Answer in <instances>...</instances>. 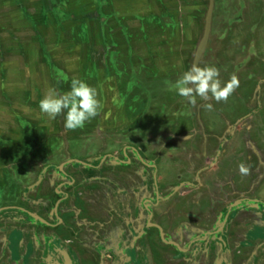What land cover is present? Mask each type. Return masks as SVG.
I'll return each mask as SVG.
<instances>
[{
	"label": "crops",
	"instance_id": "obj_1",
	"mask_svg": "<svg viewBox=\"0 0 264 264\" xmlns=\"http://www.w3.org/2000/svg\"><path fill=\"white\" fill-rule=\"evenodd\" d=\"M92 1H96L94 3H96L97 6H95L96 4H92ZM125 1L127 2L132 0ZM102 2L103 0H0L1 31L4 28H9V25L7 24L11 25V19L14 17L12 20L13 28H16L18 23L23 20L24 22L27 21V27L35 32V34H32L30 33V30H28L27 34H25L24 26L22 27L24 29L23 32H11L4 30L3 33L6 37H3L2 32H0V49L2 48L7 51H13L10 55H8L6 61L10 60L9 62L15 64V66L18 68L17 77L13 78V81L16 82L11 85L19 87L20 81H22V83H24L27 87L24 89L27 102L26 105H24V109L27 110L29 108L28 110L31 112V114H39V116L41 115L40 118L36 117L37 122L28 119L25 121L20 118L16 119L20 120L19 122L17 121V124L30 126L34 122V128L36 131H38L37 127L41 128L42 130V125L45 124L43 125V127L46 126L45 132L47 133L48 131L47 137L46 134H44L45 132H43V138L37 140V143L41 147V152H37L35 156L30 153L28 157L25 158L30 162L36 163L37 165L39 164V166L36 165V169H34V172L32 173L33 175L30 172L33 170L31 169L32 167L22 166V164H20L17 159L13 161L14 163L12 162L13 167L15 166L12 172H8V170L3 172V180H6L7 182L5 186H8L10 192L13 195L15 190L19 189H21L22 193L19 192L18 195H22L23 192H26V189L21 187H23V185L31 186V181L35 180L36 176L39 174L45 176V182L48 184L47 191L51 192L52 187L55 188L58 184V181L52 179V177H54L52 174V168L55 165L59 166L64 159L67 160V157L70 156L75 157L76 160H82L85 156L89 157L90 152L94 151L95 146L90 143V136L81 137L82 135H80L76 138H71L70 140L71 133L75 132L73 136H77L75 130L69 133V138H66V136L63 137L64 135L62 133V129L64 128V115L62 114L57 116L54 120L48 119L47 116L40 112L39 101L45 95L47 85L50 88H56L61 94H63L70 91V83L73 78L81 79L87 83V78L89 75L99 74V66H102L106 69V67H109L112 64L111 62L115 60L112 58V56L116 55V53L118 55V62L117 60L115 61L117 62L118 66L128 64L131 61L130 58L135 52L139 38L137 39V36H134L128 32L129 26H118L115 36H113L114 34L112 35L110 31L103 32L101 30H90V24H92L90 23V19L93 17L95 19V16L100 13V7L101 4H103ZM28 8H32V10H34L29 11ZM60 15L63 16L60 17ZM49 17L56 18L57 22L59 23L61 31L57 35L59 37V34H63L62 36H65L66 34L68 36L65 40L58 41L63 44L66 43V47L62 48L64 52L62 51L61 54L53 61H49V59L46 57V54H44L41 50L44 42L48 43L50 40V38L48 39L42 37V40L45 41L41 43L40 39V36L42 34L44 35L45 28L51 24ZM65 17H69L67 23ZM132 17L138 19V22H140V20L142 21L143 18L142 16L137 17L134 15ZM153 19H155V17H153ZM91 28L94 29V27ZM176 28L177 31H179L181 38V34L184 33L185 28L183 29L180 27V25ZM123 29L124 33L122 34ZM151 29L152 27L150 26V30ZM198 30H200V26ZM143 31L140 32L141 39L140 43L138 44L143 47V49H147L148 51L154 48L152 44L158 40V35H149L147 33V28H144ZM74 33L76 36L73 35ZM32 38H35V40H32ZM111 40L114 41L113 43H115L117 47L112 44ZM33 41L35 43L32 45L28 44V42ZM34 44H37V46H33ZM234 44L235 38L231 37V41L227 42L226 46L223 45L222 47L223 49L230 51L233 49ZM23 45H27V48L24 47L26 50L19 51L23 48ZM15 46H17L19 49L18 52H14ZM38 53H41V63L40 61L36 60L38 57L35 58ZM19 54H21V60H19ZM189 54H191V52H189ZM28 58L31 59V62L28 61ZM184 59L187 60V58ZM18 60L23 63L18 62ZM139 62H141L140 58ZM1 64L2 62H0V65ZM142 67L143 64H141V66L138 65L134 67L131 74H128V71L125 69L118 68V73H116L118 77L114 79L116 81L118 79L119 83H122L123 81L127 82L129 79L130 81L128 82L135 83L137 88L133 90L132 95L139 105L132 107L129 105L130 103L128 104V101H125V95L121 91H118L117 99L119 102L116 103V100L114 105L115 107H109L111 108L110 110L117 111V114L114 113L111 119L105 121V123L109 125L104 126L105 128L110 129L115 128V126H119L122 130H126V128H128V133L133 132V136L130 137L123 135L121 137H117L113 132L112 134L115 136L111 137V130L106 129L109 131V133L105 135L103 142L108 141L107 144L109 146L111 145L113 150H115V148L120 150L121 147H124L128 144H132L133 146L135 145L136 147L139 146V144H136V142L141 140L140 134L146 132L147 128L150 129L149 134H144L146 138H143V140L145 141L148 139L149 142L152 143V146L150 147L151 150L148 152L145 150L147 149L145 147L143 152L146 154L145 157L152 161L151 164L155 166L154 169L151 170L152 166H148L146 165L147 162H144L145 165L142 166V168L137 169L135 172L137 175H134V177H137L138 182L141 180V183L137 184V186L141 187L142 192V196H140V203H142V201H149L153 199L149 198L148 193H151V189L154 188V185L160 187V190H163L165 201L159 203L156 209L159 211L163 210L164 214H166V217L161 218L162 221H160L159 224L163 238L164 240L175 243L177 247H186V249L182 250L181 253L175 251L165 241H160L156 232H150V237H147L146 235L144 238V233L143 235H140V227L142 226L141 224L145 223V221L143 220L140 222L141 220L136 219L133 222V226L136 228V232L134 234L130 232V228H125V225H123L122 231L120 233V245L122 249L116 255V257L120 256V260L123 258H125V260L124 262L117 264H123L127 261H129V264H250V252H248V249L253 250L251 253L252 259L256 258L259 253L258 249L262 247L260 244L262 243V240H264V213L262 209L248 204H244L245 208L239 209V204L235 203L234 206H237V208H235V210L231 211V214H229L230 212L226 209V206L232 203L234 196L238 195L243 196L246 199L253 200L252 203L257 206L258 201H262L264 203V174H259L255 178L252 176V174L254 175L258 173L259 170H263L261 169L264 167L263 159H260L257 164L252 162L249 159V149H246L243 144L245 154L238 150V161L236 160L237 163L233 165V169L232 166H230L233 162L231 161V155H233L235 150L238 149L237 146H241V143L239 141L236 143V141L228 139V136L225 134L226 131L224 130L225 132L223 133V127L221 125L218 127L217 124L207 123V115L204 117L202 116L207 113L208 116L215 117V120L220 119L218 116L220 113H225L226 115L227 111L225 112L224 110L226 106L222 105V107H220L214 100H209L210 103H216L218 105L217 108L220 109L216 112L212 110L209 111L206 107H204V104L208 103L209 101L205 102L197 99L198 104L193 106L188 104L186 101L184 102V100L179 95V101L182 102H179L176 108H174V106L163 105L157 99L155 100V98L154 100L150 98L147 100L148 97H150L149 94H151V91L150 93L148 91L152 84L150 82L148 84L149 88L146 90L143 88L147 81L144 73H141ZM19 74L20 76L18 77ZM236 74L238 76L239 72H236ZM108 75V73L105 74L104 72H101L100 76L103 80H99V84L97 81L93 82L92 87L97 89V94L101 95V97L105 95V91L102 90V85ZM0 82V87H4L2 76ZM37 84L39 85L37 86ZM88 85L90 86V83ZM100 86L101 90H99ZM245 86L251 87L248 80H246ZM19 91L4 95V90H0V108L3 111L5 110L4 112H7L8 109L11 112V108H13L14 103L19 102L17 97L23 96L22 93L21 95L18 93ZM242 92L243 90L240 91V93ZM237 93H239L238 88L231 95V97ZM154 94H156V92H154ZM31 98H36L34 103L32 102ZM239 99L240 95L236 98V101H239ZM112 104L113 103L111 102L110 106ZM127 104L129 106L128 108H125ZM2 105H4L6 109L2 108ZM237 105L240 104H234L231 111V114L234 116L233 118H235V116H242L246 111L244 101L241 103L240 108H237ZM143 113H146V117L141 122L139 118L143 116ZM192 113H197L196 121L198 127L195 128L191 119ZM226 119L228 121L229 117ZM232 121L233 119L231 118L230 122ZM39 122L40 125L37 126V123ZM89 123L90 122H87L85 125ZM14 129L18 130L19 127L17 126ZM67 131L68 130H66L65 133ZM15 133L16 132L14 131L13 135ZM50 134L52 135L49 136ZM188 135L193 137L191 142L195 137L197 140L202 139L201 144L204 143L205 147L202 151L206 156L204 160L205 164L202 162V160H200L198 163H201L203 166H208V168L204 169V172L192 175L194 176V182H190L189 179H186V175L182 173L180 169H177L179 166L178 162L183 161L184 159L183 156L186 154H191L192 147H197L195 145L192 146L186 143L187 141H182ZM176 138L177 140H175ZM66 141L70 145L65 149L64 146ZM72 141L74 142L71 143ZM83 141L87 144L84 145L85 143ZM95 143L101 144L99 140ZM104 145L105 143H103L102 146L105 148L108 147L107 145ZM161 145H164V147L170 152L162 155V153L158 151L160 148H162ZM10 146L12 147V150H15L13 144ZM143 146L146 145L143 144L141 148ZM82 147H84L83 151H81ZM218 147L224 149L225 153L230 154V159H228L230 163L226 162L225 156L228 154L213 158V152ZM156 152H160V156H156ZM199 152L200 151L196 152L198 153L197 155L202 154V152ZM255 156L259 157L257 155ZM19 158L23 163V156L21 155ZM217 160H219L218 163H216ZM191 161L195 166V157ZM77 162L78 161H75L74 163ZM215 163L217 165H215ZM241 163H244L250 168L251 171L249 175L242 176L239 173L238 165ZM7 165L5 163L3 164L4 170H6ZM74 165L75 164H73V167ZM43 167L45 172L41 173L40 171ZM60 169L61 173H66V171H69V168L66 170V168L61 166ZM75 169L76 167L74 170ZM155 169L156 175H154V177L151 179L152 174H154L152 171ZM88 171H90V169ZM79 173L80 172L78 171L77 175ZM85 174L87 176L90 175L89 172H85ZM12 175L13 178L11 177ZM79 184L82 183L79 181L78 185ZM126 185L128 188H131L128 186V184ZM62 186L63 185H60V188H62ZM79 186L80 188L75 189L77 192L81 194L84 192H90V181H86L85 185ZM137 186H135V188ZM39 187H42V184L39 185ZM121 188L124 189L123 191H129V189L125 186H121ZM87 203L90 205V198ZM21 204L23 208L26 207L24 206L26 205L24 200L20 201L19 206ZM7 207H2V209L0 207V230L2 231L4 228H6L5 231L1 233L3 236L0 235V243L3 246L1 248L0 245V253L5 252L9 247V245L6 244L5 237H8V235L11 234V230H14L15 228L21 229L23 234L21 235L22 241H20V243L26 241L25 247L23 246V248L26 250L27 246H29V254L31 255L32 251L30 248L32 247L34 252H39L38 255L36 253L35 257L32 258L33 261L31 258H28L27 260L24 259V255L18 256L19 262H22L23 264H32V262L42 264V261H44V264H51L52 261H54L53 264H58L61 261L58 254L64 257L66 254L65 252L70 250V252L75 255V251L72 246L68 245L69 243H72L71 241L76 240L78 243H89L90 240H94L95 236H97L95 235V230L93 228L90 229V217L88 219L85 216H79L80 220L72 224L74 227V229H72L74 235L70 234L68 237H66L65 240H63L65 244L62 243L57 237L55 238V236L49 235L48 233V235H46V232L44 233L45 230L41 229H36L39 233V235L36 236L24 234V231H30L29 229H31L30 227L34 220L27 219L28 217H24L23 214L14 212V209L11 208V205ZM128 209H130L128 212L130 216L135 217L137 215L136 212H132V206H129ZM179 210L183 211V214L186 212V216L188 219H190L191 225L198 228L195 229L186 225V228L189 231L186 240L176 238L172 234L173 226L179 224L178 219H176V211L179 212ZM226 211L227 217L232 215L234 212L237 213L239 218L236 221V224H239L242 226V228L247 229V232L241 233V237L238 239L241 240V242H238V248L235 249L231 244L229 245V248L228 246L226 247V241L218 239L220 243H223L221 244V248L218 251L217 245L215 244L216 239L210 237L205 238L202 234L206 229L212 227L216 220H220V215L224 216ZM77 213L79 212L76 211V214ZM112 215L116 217L115 213H112ZM142 217L143 216L140 215V218ZM227 217H225V219ZM136 221H138L137 224ZM24 223L29 224V226L24 225ZM201 229L203 231H201ZM34 232L36 233L35 230ZM195 232H201V234H195ZM106 236V234L100 233V237H102V239L105 241L107 240ZM32 239L35 240L34 245L32 243ZM46 240L48 242H46ZM242 243H245L243 248L239 246ZM64 245L67 247L64 248ZM212 245H214L213 249L211 248ZM88 246L90 245H85V247ZM45 250H49L50 255H48L49 253H44ZM212 251L213 255L211 254ZM162 255H165V258L164 260L161 259L162 262H160V256ZM116 257H114L115 260L117 259ZM75 258L76 264H83V262L80 263L81 259H79V255H77ZM92 263H94V261H92Z\"/></svg>",
	"mask_w": 264,
	"mask_h": 264
},
{
	"label": "flooded vegetation",
	"instance_id": "obj_2",
	"mask_svg": "<svg viewBox=\"0 0 264 264\" xmlns=\"http://www.w3.org/2000/svg\"><path fill=\"white\" fill-rule=\"evenodd\" d=\"M223 0H218V5L220 6ZM225 6L229 8V11L233 12V14L238 18L236 21L237 24L243 23L247 24V31H255L261 27V22L254 19V15L259 14L260 12H264V0H228L225 2ZM259 7H261L259 9ZM221 9V8H220ZM218 9V10H220ZM263 9V10H262ZM259 10V11H258ZM262 10V11H261ZM217 11V10H216ZM245 21L247 23H245ZM243 24V25H244ZM232 26L237 27L235 24H231ZM244 27V26H243ZM214 29H216L214 27ZM220 33L224 34L226 28L225 26L219 27ZM218 31V30H217ZM231 31H236L234 27H231L229 32H226L232 36ZM246 32L244 29H242L241 33ZM115 36V34L113 35ZM233 37V36H232ZM112 41V44L117 47L114 41ZM248 41V40H246ZM245 41V42H246ZM245 42H238L237 46L239 45L241 48V53L243 55H247V59L245 60V68L240 71L239 65H240V59L235 58H220L219 61H217L216 65H214L216 68L219 69V71L225 70L226 72H220L219 79L221 80L222 84L229 80V78L235 74L236 72H239L238 79H239V87L237 94H234L232 97L230 96L226 103L221 102L218 103L220 107H225V113L218 115L220 119L215 120L217 126L220 125L223 127L222 131L225 132L226 136H228V139H232L238 143V141L241 143V146H237L238 149L235 150L234 154L231 155V161L232 168L234 169V166L238 161V150L245 154L243 144L246 149H249L250 152V160L254 163H258L260 159H263L264 163V58L259 60L258 53L251 49V46H253L254 43H245ZM220 51H222L223 43L219 44ZM234 46V45H233ZM247 46L246 48H244ZM252 52H251V51ZM258 61V62H256ZM212 66V65H210ZM244 71V72H243ZM246 80H248L249 85L251 87L245 86ZM257 81V83H255ZM261 82V83H260ZM247 88V89H244ZM240 93V91H242ZM240 95L239 101H236V98ZM199 99V97H197ZM244 101L245 104V113L235 118L231 114V111L233 109L234 104H240ZM185 102V101H184ZM210 103V101L208 102ZM217 103V102H216ZM214 102H211L213 105L212 111H218L220 109L217 108V104ZM198 104V103H197ZM240 105H237V108H240ZM249 106L251 108H249ZM231 107V108H230ZM230 108V109H229ZM207 114V113H206ZM196 115L197 113H193L191 119L195 127H198L197 121H196ZM215 115V114H214ZM203 117L205 116L202 115ZM227 117H229V120L227 121ZM233 119L232 122H230V119ZM207 122V120H206ZM209 123V122H207ZM115 125V124H114ZM225 130V131H224ZM69 133L73 131H67ZM124 135L127 136H133V132H129L128 130H122ZM62 133H66L64 131V128L62 129ZM150 129H146V132H143L140 134L141 140L137 141L136 144H139V146L132 144L125 145L124 147H121V149L113 150V147L111 145L109 146L107 143L108 141H105V145L108 147H103L102 144L95 143L97 140H90L91 144L95 146L94 151L90 152V156H85L82 160L78 159L76 160L75 157L70 156L67 157L68 159H64L60 165H55L52 169V174L54 177L52 179H55L58 181L57 186L54 188L52 187L51 192H48V184L45 182V176L44 175H37L35 180L31 181L30 185H25L21 188L26 189V192H23L22 195H18V193H14V195L10 192L8 186H0V207H7L11 205V208H13L14 212L23 214L24 217H28L27 219L34 220L31 224V227H33V230L36 231L33 236L37 235L36 229H41L48 231L46 225L50 224L51 226L57 225L56 229L53 232H49V235L57 237V231L62 232V227L64 224L61 223V217L65 213L63 210L64 208L71 210V216L70 220L71 223H76L79 219V216H85L89 219L90 217V229H94L95 231V238L94 240H90L89 243H78L76 240L71 241L72 243H69V246H72V248L75 251V255H73L70 250L66 251L65 256L62 257L58 254L59 258L63 261L64 264H76V256L79 255V259H81L80 263L83 262V264H117L114 257L121 251L122 247L120 245V233L122 231L123 225H125V228H130V232L134 234L136 232V228L133 226V222L136 219L143 220L145 223L141 224L140 227V235L146 234L147 237H150V232L158 234L157 230L153 225H159L160 221H162V217H166V214H164V211L157 210L156 207L159 203H162V201H165L163 190H160V187H157L154 185V188L151 189V193H148L149 198H153L152 200H146L142 201L140 203L142 192L141 187L137 186V184L141 183L138 182L137 177L134 175H137L135 172L137 169L142 168V166L145 165L144 162H147L146 165L152 166L151 170L154 169V166L151 164L152 161L147 159L144 154L143 149L145 147L148 152L151 150L150 147L152 146L151 142L149 140H143V138H146L144 134H149ZM143 135V136H142ZM193 137L191 135H188L183 139L182 141L192 145L197 146L192 147V153L186 154L183 156V161L178 162L177 169H180L182 173L186 175V179H189L190 182H194V176L193 174L202 173L204 172V169L208 168V166H203L201 163H198L200 160L204 163L205 155L204 152V143L201 144L202 139H195L191 142ZM71 140V137H70ZM177 140V138L175 139ZM176 142V141H175ZM145 144L146 146H141ZM104 145V146H105ZM141 145V146H140ZM158 151L162 153V155L169 153L168 149L162 146ZM191 150V149H190ZM197 151L202 152V154L197 155ZM159 152V153H160ZM199 152V153H200ZM158 152L155 153L156 156H160ZM224 154H228L224 152V149L218 147L213 152V157H220ZM161 155V156H162ZM255 155L259 156L256 157ZM195 157V166L192 163V159ZM226 162L230 163L228 158L230 157L229 154L225 156ZM74 158V159H71ZM82 158V157H80ZM237 160V161H236ZM75 161H78L77 163H74ZM213 162V161H212ZM198 163V164H197ZM218 163V162H216ZM73 164L74 167H73ZM197 164V166H196ZM205 164V163H204ZM217 165V164H215ZM39 166V164L37 165ZM60 166L63 168H69V171H66V173H61ZM29 167H31L29 165ZM33 170H31V174L34 172V169H36V166H32ZM76 169L74 170V168ZM46 168V167H45ZM83 169V170H82ZM90 169V171H88ZM232 169V172H233ZM263 170H259L258 173L252 174V176L255 178L259 174H264V167L261 168ZM80 172L77 175V172ZM41 173L45 172L44 167L40 171ZM63 172V171H62ZM85 172H89L90 175H86ZM154 174H152L151 179L154 177L156 169L152 171ZM63 174V175H61ZM188 174V175H187ZM33 175V174H32ZM77 175V176H76ZM192 176V177H191ZM77 177V178H76ZM83 185H85L86 181H90V192H84L83 194L77 192L75 189L80 188L78 185L79 181ZM51 179V180H52ZM192 180V181H191ZM154 181V179H153ZM77 183V185H76ZM42 184V187H39V185ZM131 188H128L127 185ZM60 185H63L62 188H60ZM38 186V187H37ZM82 186V185H81ZM121 186H125L129 189V191H123L124 189L121 188ZM135 186H137L135 188ZM59 187V188H58ZM50 188V187H49ZM135 188V189H134ZM75 190L73 193L76 192V194H68L66 198V194L68 190ZM67 190V191H66ZM66 191V192H65ZM59 192V193H58ZM22 193V192H21ZM72 193V192H70ZM147 193V192H146ZM73 198L71 202H68V199ZM65 198V199H64ZM90 198V205H88V200ZM81 200L82 204L80 203L77 205L76 200ZM25 201L24 206L22 207V204L19 206L20 201ZM46 200H49L50 203H47ZM253 200L246 199L243 196H234L233 201L231 204H228L226 209L230 212L234 211L237 206H234V204H239L238 208L243 209L245 208L244 204H248L253 206L254 203H252ZM14 204V206H13ZM140 204V205H139ZM258 207L262 209L264 213V203L262 201L257 202ZM13 206V207H12ZM129 206H132V212H136L137 215L130 216L127 213L130 209H128ZM234 206V207H233ZM243 206V207H241ZM233 207V208H232ZM9 208V207H7ZM232 208V209H231ZM79 209V210H78ZM76 211H79V213L76 214ZM112 213L116 214V217L112 215ZM177 218L179 221L178 225H174L172 228V234L179 239H185L188 236L189 233L187 226H191L192 228L198 229L191 225L190 219L186 216V212L183 214V211H176ZM62 215V216H61ZM140 215L143 217L140 218ZM66 216V215H65ZM221 219L216 220L215 224L208 228L204 229L205 232L202 234L205 238H215V244L217 245V250L219 251L221 248L220 241L218 239H221L223 241H226V247L231 244L232 247L238 248L237 244L238 242H241L240 235L242 232H247V229L242 228L241 225L236 224L239 216L237 213H233L232 215L227 217V211L224 216L220 215ZM60 217V219L58 218ZM174 217V216H173ZM225 217H227L225 219ZM69 218V217H67ZM66 218V219H67ZM77 220H76V219ZM50 220L53 221V223L50 222ZM74 221V222H73ZM70 223V222H68ZM128 223V224H127ZM138 221H136V224ZM62 224V225H61ZM94 224V225H92ZM94 226V227H92ZM1 229V228H0ZM30 231H24V234H30L31 235V229ZM201 231H203L201 229ZM3 233V231L0 230V235ZM42 233V232H41ZM100 233L106 234V241L100 237ZM192 233V232H191ZM21 229L15 228L14 230H11V234L8 235V237H5L6 244L9 245L8 249L0 253V259H3L7 264H23V263H16L18 256H23L24 259H30L33 261V257H35L36 253L37 255L39 252H34L33 247L30 248L32 251V255L29 254V246H27L26 250L23 248L25 247L26 241L20 243L21 235H22ZM195 234H201L195 232ZM70 235V234H65ZM32 236V235H31ZM159 236V234H158ZM200 237H203L201 235H198ZM209 238V239H210ZM161 241V239L159 238ZM218 240V241H217ZM35 240L32 239V243L34 245ZM143 241V239H142ZM46 242H48L46 240ZM64 243V241H61ZM163 242V241H162ZM165 242L171 243L168 240H165ZM65 244V243H64ZM86 244H89L90 246L85 247ZM1 245V243H0ZM42 245V244H41ZM169 245V244H168ZM245 243H242L239 245L240 247H244ZM262 247L258 249V255L256 258L252 259L251 253L253 250H249L250 252V264H264V240H262V243L260 244ZM170 246V245H169ZM3 246L1 245V248ZM67 246L64 245V248ZM172 247V246H170ZM178 247H172L177 252H182V250H185V248ZM211 248H214V245L211 246ZM18 250V251H17ZM181 250V251H180ZM26 252V253H24ZM247 252V251H246ZM247 252V253H248ZM8 256H7V255ZM213 255V251L211 253ZM4 255V256H3ZM6 255V257H5ZM29 256V257H28ZM41 260V259H40ZM44 260V259H43ZM125 258L121 259V262H124ZM19 261V260H18ZM94 261V263H92ZM44 264V261L41 262ZM46 263V262H45ZM54 261L51 262L53 264ZM32 264H37L35 262H32ZM48 264V263H47Z\"/></svg>",
	"mask_w": 264,
	"mask_h": 264
},
{
	"label": "rangeland",
	"instance_id": "obj_3",
	"mask_svg": "<svg viewBox=\"0 0 264 264\" xmlns=\"http://www.w3.org/2000/svg\"><path fill=\"white\" fill-rule=\"evenodd\" d=\"M226 1L228 0H223L221 5L219 6L218 3L217 5H215V2L213 0L214 7H213V12H212L209 41L206 45V48L204 50V53L202 55V58L200 59L198 66L200 67H205V66H210V65L214 66L217 64L216 62L219 61V59L222 57L223 59L225 58L227 59L230 57L231 58L237 57L240 59V65H239L240 69L239 70L242 71V69L245 68L244 63H245V60L247 59V55H243L241 53L242 47L240 48L239 45L237 46L238 42L240 43V42H245L246 40H248L246 41L247 43H254L253 46H251V49L258 53L259 60L264 58V12L262 13L260 12L259 14L257 15L255 14L253 16L254 19L263 21L260 23L261 27L255 31L253 30L247 31L246 30L248 27L247 24H244V22L239 23V24L236 23L238 18L233 14V12L229 11L228 7L225 6ZM94 2L96 1H92V4H96ZM102 3L103 4H101L100 13H98V15L95 16V19L94 17L90 19V23H92L90 24V26L94 27V29L90 27L91 31L93 30H99V31L101 30L103 32L110 31V33H112L113 35L115 34V32H117L118 26L122 27L125 25V26H129L128 32L130 34L137 36V39L139 38L138 43H140V39H141L140 32L143 31L144 28L148 29L147 33L149 35L157 34L158 40H156L152 44L154 48L148 51L147 49H143V47H141L137 43L135 52L133 56L130 58L131 61L128 64H123L121 66H118L117 64L118 55L116 53V55H113L112 58L117 60V62L113 60L111 62L112 64L109 67H106V69L103 68L102 66H99V69H100L98 71L99 74L97 73L98 75H94V74L89 75L88 77L89 79L87 78V84L90 83V86L92 87L93 82L95 81L98 82L99 80H103L102 77L100 76L101 72H104L105 74L107 73L109 74L108 77L104 80L103 85H102V90L105 91V95H103L102 97L101 95H98V99L101 104L99 114L94 119H92L89 124L85 125L82 128L77 129L76 130L77 136H73L75 132L71 133V138H76L80 135H82L81 137L90 136V140H93V139H96L97 141L99 140L101 144L104 143L103 139L105 135L109 133V131H107L106 129H110V128L104 127V126L109 125V124H106L105 121H108L109 119H111L114 113L117 114V111H112L110 110L111 108L109 107H115L114 105H115L116 100H117L116 103L119 102V100L117 99V93L119 91V86H117L118 85L117 81L114 79L116 78V73H118V68L125 69L126 71H128V74H131V72H133L134 67L138 65L141 66V64H143V67L141 68L142 70L141 73L142 74L144 73V76L146 77V81H147L145 85V90L149 88L148 84L151 82L152 86L148 92L150 93L151 91V94H154V92H156V94L154 95H149L150 99L154 100V97H155L163 105L166 103L168 106H174V108L177 107L179 102H182V101H179L178 97L175 98L176 91L172 88V85L184 72L188 71L192 67L193 55L191 54H194L195 48L200 38L202 37L204 17H205V15L202 16V21H201V19L198 18L200 16H198L195 13L197 10L201 8V5H200L201 0H160V5L162 6L157 5L155 3V0H145V1L144 0H132V1H127V2L125 0H103ZM185 3H187L188 6H186ZM206 4L208 5V2H206ZM207 5H206L205 10H207ZM95 6H97V4ZM260 8L261 7H259V9ZM28 9L29 11L34 10V9L32 10V8H28ZM213 13H214V16H213ZM133 15L137 17L142 16L143 17L142 21L140 20V22H138V19L132 17ZM61 16L63 15H60V17ZM151 16L157 17V18L153 19V17ZM13 18L14 17H12L11 19V25L7 24L9 25V28L7 27L6 29L5 28L2 29V31L0 30V32H2L3 37H6L3 33L4 30L11 31V32L12 31H17V32L22 31L23 32V30L25 29V34H27L28 30H30V33L35 34L33 30L27 27L28 26L26 24L27 21L24 22L22 20L18 23L16 28H13V25H12ZM49 19H50L51 24L45 28L44 35L42 34L40 36V39H41V43L45 41V40L44 41L42 40V37L48 38V39L50 38V40L48 43L44 42L41 50L44 54H46V57L47 59H49V61H53L55 60L56 57H58L61 54L62 51L64 52L62 48L66 47V43L63 44L58 41L65 40L68 36L66 34L65 36H62L63 34H59L60 35L59 37L57 35L61 31L59 23L57 22L56 18L49 17ZM65 19L67 20L66 21L67 23L69 20V17H65ZM245 23L247 22L245 21ZM231 24H235L237 25V27L232 26ZM179 25L183 29L185 28L184 33L181 34V38H180V33L179 31H177V28H176ZM222 25L225 26L226 30L224 34L221 35L219 27ZM23 26L25 27L24 29L22 28ZM150 26L152 27L151 30H150ZM199 26L201 27L200 30H198ZM214 27L216 29H214ZM231 27H234L236 30L233 32L231 31L232 36L235 38L234 47L230 51L225 50V49H222V51H220L221 46L218 45L219 42L223 43V45L226 46L227 42L231 41V39L230 40L227 39L228 38L227 36L229 34L228 33L226 34V32H229ZM242 29H244L246 32H243L240 35V32L242 31ZM123 33H124V29L122 31V34ZM73 35L76 36L75 33ZM32 40H35V38H32ZM33 43L35 42L34 41L28 42V44L30 45H32ZM27 45H23L22 46L23 48L20 50L17 48V46H15L14 52H18V50L19 51L26 50L25 48H27ZM33 46H37V44H34ZM246 47L247 46H245L244 48ZM12 52L13 51H7L2 48L0 49V62H2V64L0 65V79L2 76L3 83H4V87H0V90L1 91L4 90V95H8V93H13L15 91L20 90L18 93H20V95L22 93L24 97L23 96L17 97L19 99V102L14 103L13 108H11L13 111L11 110V112L9 111V109L7 112H4L5 110L3 111L0 108V130H1L0 131V186L1 185L5 186L7 184L6 180H3L4 175L2 174L3 172H6L7 170L8 172L10 171L12 172V170H14L15 166L13 167L12 162L15 161V159H17L20 162V164H22V166L24 167L25 166L29 167V165L31 167L32 165L33 166L37 165L36 163L30 162L29 160H26L25 158H27L30 153H32L33 156H35L37 152H41V147L37 143V140L43 138L42 133L45 132V129H46L45 128L46 126L43 127V125L45 124H43L42 130L41 128L37 127L38 131H36V129L34 128V122L30 126L23 125V124H17L20 120H16V119L22 118L25 121L27 119L31 121H36L37 120L36 117L40 118L41 115L39 116V114L38 115L31 114V112L28 110L29 108L27 110L24 109L25 108L24 105H26L27 103L26 97L24 94V89L27 88L26 85L22 83V81H20L19 87L11 85L16 82V81H13L14 80L13 78H16L18 74L17 66H15V64L10 63L9 62L10 60L6 61L8 55H10ZM189 52H191V54H189ZM40 55L41 53H38L35 58L38 57L36 60L40 61L41 63ZM20 56L21 54H19V60H21ZM139 58L141 59V62H139ZM184 58H187V60H185ZM19 60L18 62L23 63ZM28 61L31 62V59L28 58ZM187 65H188V70H186ZM220 72L225 73L226 71L222 70ZM19 76L20 74L18 75V77ZM255 83H257V81H255ZM38 85L39 84H37V86ZM49 88L50 87L47 85L46 89H49ZM99 90H101V86ZM144 95L146 96L145 93ZM31 100L34 103L36 98H31ZM111 102L113 104L110 106ZM2 108L6 109L4 105H2ZM249 108L251 107L249 106ZM205 115H207V122L216 123L215 117H210L208 116V114H205ZM38 125H40V122L37 123V126ZM17 126L19 127V129L18 130L14 129ZM110 130H111V133H110L111 137L115 136L114 134H112L113 132L116 134L117 137H121L124 135L122 132V129L119 126L117 127L115 126V128L110 129ZM14 131L16 133L13 135ZM64 131H66V129H64ZM44 134H46V137H47L48 131L47 133L45 132ZM67 134L68 132H66V138H69V135ZM51 135L52 134H50L49 136ZM63 135H64L63 137H65V134ZM73 142L74 141H72L71 143ZM12 144H13V147H15V150L11 149L12 147L10 145ZM86 144L87 143H85L84 145ZM69 145L70 144L66 141L64 148L66 149L67 146ZM83 150H84V147L81 148V151ZM21 155L24 158L23 163L20 161V158H19ZM228 159H230V157ZM217 162H219V160H217ZM4 163L6 165L8 164L6 166V170L3 169ZM11 177L13 178V175ZM79 185H83V184H79ZM74 191L75 190H71V189L68 190L66 194V198L68 194L70 195L76 194V192L73 193ZM18 192H21V189L15 190L14 193H18ZM71 200L74 201L73 198L69 197L68 202H71ZM46 201L47 203H50L49 200H46ZM76 203L77 205H79L80 203L82 204V201L77 199ZM253 206L260 208L257 205H253ZM63 210L65 211V213L63 214V216L61 215L62 217L60 221L62 224H64V227H63L64 229L62 228L61 230L62 232L57 231V238L61 241L65 240V238L69 236V235H65L66 233L72 235V232L65 230V227L74 228L70 220V216L72 215L71 210H68L66 208H64ZM128 214L129 213H127V215ZM58 218L60 219V217ZM18 223H21V222H18ZM24 225L29 226V224L27 223H24ZM30 228H31V235L33 236L35 232L33 230V227H30ZM5 229L6 228H4L2 231H5ZM47 233H49V230ZM37 235H39L38 232H37ZM44 253L46 254L49 253L48 255H50L49 250H45ZM119 257L120 256L116 257L117 258L116 263H122L120 262ZM164 258H165V255L160 256V262H162ZM18 260L19 258L17 259L16 263H22V262H19ZM0 264H7V263L3 261L2 259L0 260ZM58 264H64V263L61 260L60 263ZM123 264H129V261Z\"/></svg>",
	"mask_w": 264,
	"mask_h": 264
},
{
	"label": "clouds",
	"instance_id": "obj_4",
	"mask_svg": "<svg viewBox=\"0 0 264 264\" xmlns=\"http://www.w3.org/2000/svg\"><path fill=\"white\" fill-rule=\"evenodd\" d=\"M219 76L220 71L215 66L193 65L175 81L172 88L193 106L197 104V97L205 102L214 100L217 103H226L239 87V79L233 74L222 84ZM204 107L211 111L213 105L205 103ZM100 108L96 89L78 78L71 80L70 91L61 94L56 88H49L39 101V110L48 119L54 120L57 116L64 115V128L68 131L84 127L99 114ZM238 171L242 176H247L251 170L241 163Z\"/></svg>",
	"mask_w": 264,
	"mask_h": 264
},
{
	"label": "water",
	"instance_id": "obj_5",
	"mask_svg": "<svg viewBox=\"0 0 264 264\" xmlns=\"http://www.w3.org/2000/svg\"><path fill=\"white\" fill-rule=\"evenodd\" d=\"M207 2H208V5H207V10H206V13H205V17H204L203 33H202V37L200 38V40H199V42H198V44H197V46L195 48V51H194L193 60H192V66L199 64L200 59L202 58V55H203L204 50L206 48V45H207V43L209 41L210 29H211V19H212V12H213L214 4H213V0H207ZM51 223H53V221H51ZM56 226L57 225H53V226H51L50 224L46 225V227L49 230V232H53L56 229ZM153 226L157 230V232L159 234V238L161 239V241H165L164 238H163V234H162L160 226L159 225H153ZM72 229H74V228H68V227L66 228L65 227V230H67L69 232H72V234L74 235ZM47 232L48 231H46V233H45L46 235H48ZM145 237H146V234H144V238ZM168 244L170 246H172V247H177V245L175 243H173V242L168 243Z\"/></svg>",
	"mask_w": 264,
	"mask_h": 264
},
{
	"label": "trees",
	"instance_id": "obj_6",
	"mask_svg": "<svg viewBox=\"0 0 264 264\" xmlns=\"http://www.w3.org/2000/svg\"><path fill=\"white\" fill-rule=\"evenodd\" d=\"M206 0H201V3H200V5H201V8L199 9V10H197L195 13L198 15V16H200V17H198V18H200L201 19V21H202V16H204L205 15V8H206ZM214 2H215V5H217V3H218V0H214ZM155 3L157 4V5H160V0H155ZM185 5L186 6H188V4L187 3H185ZM160 6H162V5H160ZM214 12H215V10H214ZM213 16H214V13H213ZM157 17H155V19H156ZM157 25H158V23H157ZM201 28V27H200ZM222 35V34H221ZM228 38V40H230L231 39V37H230V35H228L227 36ZM218 39H219V37H218ZM186 70H188V65L186 66ZM116 77H118V75H116ZM128 81H130V79L128 80ZM122 82V83H119L118 82V79H117V86H119V92L121 91L124 95H125V101H128V104L129 105H131L132 107H134V106H137V105H139L136 101H135V98L133 97V95H132V92H133V90L135 89V88H137V86L135 85V83L134 82ZM66 87V86H65ZM143 88H145V86H143ZM165 89V88H164ZM149 95H151V94H149ZM176 96L178 97V95H177V93H176ZM176 96H175V98H176ZM155 98V97H154ZM156 99V98H155ZM147 100H149V97H148V99ZM126 105V107L125 108H128V106L129 105ZM164 105H167L166 103L164 104ZM132 109V108H131ZM131 109H128V110H131ZM146 117V113H143V116L142 117H140L139 119H140V121L142 122L143 121V119ZM126 130H128V128H126ZM134 130V129H133ZM153 130V129H152Z\"/></svg>",
	"mask_w": 264,
	"mask_h": 264
}]
</instances>
